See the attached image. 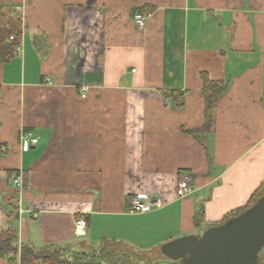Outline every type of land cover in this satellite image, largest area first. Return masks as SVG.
<instances>
[{
	"label": "crops",
	"instance_id": "obj_1",
	"mask_svg": "<svg viewBox=\"0 0 264 264\" xmlns=\"http://www.w3.org/2000/svg\"><path fill=\"white\" fill-rule=\"evenodd\" d=\"M135 14L150 15L141 30ZM6 17L20 36L0 61V233L19 246L153 248L170 226L198 236L264 190V0H0ZM202 73L227 91L210 131L192 134ZM22 130L38 139L28 152ZM182 173L194 192L178 200ZM135 194L164 206L130 215Z\"/></svg>",
	"mask_w": 264,
	"mask_h": 264
},
{
	"label": "trees",
	"instance_id": "obj_2",
	"mask_svg": "<svg viewBox=\"0 0 264 264\" xmlns=\"http://www.w3.org/2000/svg\"><path fill=\"white\" fill-rule=\"evenodd\" d=\"M142 13V12H139ZM9 19L6 24L0 26V61L8 62L13 56L20 36V20L19 17ZM13 36L12 41H8L9 36ZM201 79V95L203 99V124L198 130H192L188 133L205 134L212 128L214 105L216 101L227 91V84L222 81H211L206 74H200ZM164 97L174 96V92H162ZM176 96V94H175ZM264 195V190L258 188L249 198L247 204L240 209L227 213L217 224L221 225L228 219L236 217L251 207L257 199ZM130 197L128 198V200ZM128 202V201H127ZM202 218V210L197 211L194 216V224ZM212 225V226H217ZM211 226H208V228ZM205 230L198 234L200 236ZM114 244L110 241H102L97 249L91 254H75L70 256L63 249L55 247H44L41 249H33L28 246H19L18 238L14 231L6 230L0 233V256H11L8 260L9 264H179L166 261L160 254V245L153 247L161 256L159 260L149 259L148 254H139L134 250L122 252L120 250L108 249ZM109 247V248H110ZM141 251V250H140ZM142 253H150L151 251H141ZM264 264V248L260 252L257 263Z\"/></svg>",
	"mask_w": 264,
	"mask_h": 264
},
{
	"label": "water",
	"instance_id": "obj_3",
	"mask_svg": "<svg viewBox=\"0 0 264 264\" xmlns=\"http://www.w3.org/2000/svg\"><path fill=\"white\" fill-rule=\"evenodd\" d=\"M263 248L264 195L223 224L207 228L200 236L187 235L170 240L160 245L159 250L170 263L256 264Z\"/></svg>",
	"mask_w": 264,
	"mask_h": 264
},
{
	"label": "built area",
	"instance_id": "obj_4",
	"mask_svg": "<svg viewBox=\"0 0 264 264\" xmlns=\"http://www.w3.org/2000/svg\"><path fill=\"white\" fill-rule=\"evenodd\" d=\"M150 15L135 14L132 21L136 28L143 29L145 21ZM12 40V38H10ZM48 85H51L49 81H46ZM85 95H81L84 98ZM19 148L21 152H28L31 146H35L38 139L32 131L22 130L20 132ZM191 178L188 174L182 173L175 188V196L178 200L190 197L193 194V187ZM11 184L19 192L22 190L23 181L22 176L14 175L11 178ZM163 203L159 198L149 196L146 194H135L128 200L126 212L130 215H146L157 212L163 208ZM36 217V216H35ZM86 230V222L84 219H79L75 222V232L78 236H84Z\"/></svg>",
	"mask_w": 264,
	"mask_h": 264
},
{
	"label": "rangeland",
	"instance_id": "obj_5",
	"mask_svg": "<svg viewBox=\"0 0 264 264\" xmlns=\"http://www.w3.org/2000/svg\"><path fill=\"white\" fill-rule=\"evenodd\" d=\"M169 225H170V222H169ZM188 233H196L195 232V230L194 229H192V230H190L189 232H186L185 230H184V232H182V234H180V232H173V230H172V228H171V226L166 230V231H164L162 234H161V236L160 237H175V238H173V239H176V238H179V237H182V236H187L186 234H188ZM198 233V232H197ZM189 235V234H188ZM168 242V241H167ZM154 243H156V245H160L159 243H158V241H154ZM161 244H163V242H161ZM155 245V244H154ZM118 246V247H117ZM119 246H121V243H119L118 245L117 244H115V245H113L112 244V246L109 248L108 247V249H115V250H118L120 247ZM129 250H134L135 252H138L139 251V254H148L147 256H149V259H151V260H159L160 259V255L158 254V251L156 250V249H154V250H152V248H145V249H130L129 247L126 249V250H121L122 252H128ZM145 251V250H147V251H151L150 253H142L141 251Z\"/></svg>",
	"mask_w": 264,
	"mask_h": 264
}]
</instances>
